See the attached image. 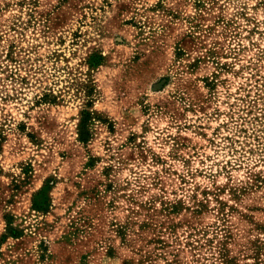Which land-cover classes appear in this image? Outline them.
<instances>
[{
	"label": "rangeland",
	"instance_id": "1",
	"mask_svg": "<svg viewBox=\"0 0 264 264\" xmlns=\"http://www.w3.org/2000/svg\"><path fill=\"white\" fill-rule=\"evenodd\" d=\"M0 264H264V0H0Z\"/></svg>",
	"mask_w": 264,
	"mask_h": 264
},
{
	"label": "trees",
	"instance_id": "2",
	"mask_svg": "<svg viewBox=\"0 0 264 264\" xmlns=\"http://www.w3.org/2000/svg\"><path fill=\"white\" fill-rule=\"evenodd\" d=\"M82 125H84V122H83V124H82ZM81 135H82V138L84 139L85 132H84V131H82V132H81Z\"/></svg>",
	"mask_w": 264,
	"mask_h": 264
}]
</instances>
